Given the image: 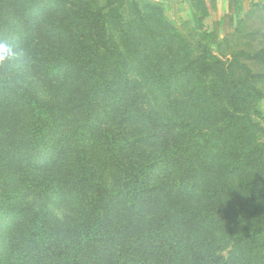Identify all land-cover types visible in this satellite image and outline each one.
Returning <instances> with one entry per match:
<instances>
[{
    "label": "trees",
    "instance_id": "obj_1",
    "mask_svg": "<svg viewBox=\"0 0 264 264\" xmlns=\"http://www.w3.org/2000/svg\"><path fill=\"white\" fill-rule=\"evenodd\" d=\"M190 1L194 29L208 45L190 60L179 44L185 58L175 71L158 62L148 69L144 54L166 51L172 36L164 32L182 21L167 19L154 0L149 8L163 22L141 12L119 21L141 36L126 56L167 99L168 111L158 115L133 107L127 90L134 82L121 66V78L99 82L93 52L83 48L99 20L111 38L108 27L118 24L109 21L121 3L112 16L95 17L69 0H7L4 14L0 7V41L23 50L5 63L10 72L0 67V264L5 230L24 215L21 254L30 264H264V50L244 45L221 54L228 34L204 31L202 2ZM253 8L264 12L262 3ZM59 12L42 33L41 21ZM242 19L236 15L232 33ZM258 19L264 24V14ZM30 68L47 84L71 86L70 97L48 103L27 90L22 76ZM68 194L77 214L72 225L26 206ZM226 245L224 258L218 253Z\"/></svg>",
    "mask_w": 264,
    "mask_h": 264
},
{
    "label": "rangeland",
    "instance_id": "obj_2",
    "mask_svg": "<svg viewBox=\"0 0 264 264\" xmlns=\"http://www.w3.org/2000/svg\"><path fill=\"white\" fill-rule=\"evenodd\" d=\"M71 4H74L75 8L81 10V12H88V16L95 17L98 16L99 13L106 15V13L111 12L115 8H118V3H121L123 6L119 8L117 12V16L115 21H110L111 23L118 24L117 27H112L111 25L108 27L111 33V38H107V30L101 28L102 24L107 25L105 20L98 21V31H93V35L90 39L82 40L84 45L83 48L87 49L88 51L93 52V60L97 64L96 68V77L99 82L102 84H106L110 82L109 76L114 74L116 77L121 78L122 75L117 72V68L121 66L125 73L128 75V79L134 82L133 86H130L128 91V99L132 104L133 107H140L146 113H155V114H162L167 110V99L165 98L164 94H161L156 91V89L152 88V82L149 80V76L145 75V78L142 76L140 72V65L133 61L132 58L126 56V48L131 46H140V41H135L137 39H141L137 34L134 35L131 32L126 31L125 28L119 24V21L124 24L126 21L131 20L137 15V12H141V15H148L152 18L153 22L156 23L158 21H164V19L159 16L158 11H151L149 8L150 5H153L149 0H69ZM7 0H0V7L3 8L2 13L4 14L6 11V3ZM164 15L168 16V12H165L163 8ZM264 14V12L260 11L258 8L253 9H245L241 14L240 18L243 17L242 23L239 26V33H232L235 26L230 22L226 21L224 28H222V32L220 33V39L223 38L220 46V52L223 55L229 56L232 53L242 50L244 45L251 46L249 48L261 49L264 50V24L259 22V15ZM166 16V18H167ZM62 18L61 13L59 12L58 16L49 14L47 15L44 20L41 18V24L43 26L42 33L50 27L52 21H59ZM98 18V17H97ZM168 19V18H167ZM210 21H207L206 24H210ZM49 25V26H48ZM209 27L208 25H206ZM121 29L124 30L125 37L122 38ZM165 34L172 36V41L170 47L166 51H162V53L153 54L147 50L145 52L144 57L147 60L146 67L148 69H154L155 62L164 63L166 70L169 72L177 70V66L180 64L178 62H183L185 55L184 51L178 50L176 47L179 44H184L186 49L189 50V59L198 56L200 53V47H205L208 45V36L206 34H202L192 27V25L188 22L180 25L176 29H171L168 27V31L164 32ZM46 32V36H47ZM129 37H128V36ZM129 38L134 40V42L130 43ZM100 39L104 40V45H100ZM111 40V42L109 41ZM108 41V43H106ZM248 49V48H247ZM212 50L214 53L217 51L216 46H212ZM249 50V49H248ZM144 51V50H143ZM98 53V56H97ZM153 54V55H152ZM174 58V61L171 60ZM143 60V58H142ZM146 62V61H145ZM170 62H172V66H170ZM6 67L5 64H0V67L7 73L11 71ZM12 72L15 70L14 62L12 63ZM150 67V68H149ZM251 67H253L252 73L259 75L257 65H253L251 63ZM250 67V68H251ZM41 68H45L43 65ZM157 69V68H156ZM35 70V71H34ZM40 70V69H39ZM47 70H43L45 72ZM161 71L160 69L154 70V72ZM41 72V73H42ZM264 74V71L261 72ZM12 74V73H9ZM42 74L40 71L36 69L30 68L28 71L23 73V83L27 90H32L33 92H37L43 100L50 103L57 100H65L70 97L71 86L68 88L64 85H51L47 84V81L43 79ZM118 82V79L117 81ZM259 88L264 93V86H259ZM42 93V94H41ZM173 98L177 97L178 93H175L172 90ZM180 96H185L181 94ZM133 98V100H132ZM132 107V108H133ZM104 166H101V168ZM32 205L35 208H42L46 212L49 213L50 218H52L53 222L58 224H74L77 220L76 210L73 204V197L71 194H68L63 200L53 203H40L39 201L33 200L30 203H26ZM25 216V215H24ZM22 216L21 218L17 219L13 224H11L10 228L5 230V243H4V254L2 257L3 264L6 261H11V264H30L29 259L25 255L22 256L21 250L23 248V242L20 241L21 234L25 230V217ZM0 247L2 245L0 244ZM3 248V247H2ZM230 248L229 245L219 252L218 254L222 257L226 258Z\"/></svg>",
    "mask_w": 264,
    "mask_h": 264
},
{
    "label": "crops",
    "instance_id": "obj_3",
    "mask_svg": "<svg viewBox=\"0 0 264 264\" xmlns=\"http://www.w3.org/2000/svg\"><path fill=\"white\" fill-rule=\"evenodd\" d=\"M162 5L165 12H168L167 18L175 23L182 21V24L190 23L194 27V14L191 8L190 0H154ZM203 5V10L206 14L203 22V30L210 33L214 27L217 28V34L220 38L222 28H224L226 21H230L235 26V18L237 14H241L245 9H251L254 4L262 3L264 0H238L234 4L231 10L228 8L229 0H214L211 4V0H200ZM210 24H206L207 21ZM208 25L209 27H207ZM180 26V25H179ZM178 26V27H179Z\"/></svg>",
    "mask_w": 264,
    "mask_h": 264
},
{
    "label": "clouds",
    "instance_id": "obj_4",
    "mask_svg": "<svg viewBox=\"0 0 264 264\" xmlns=\"http://www.w3.org/2000/svg\"><path fill=\"white\" fill-rule=\"evenodd\" d=\"M23 50L16 44L0 41V64H5L17 59Z\"/></svg>",
    "mask_w": 264,
    "mask_h": 264
}]
</instances>
